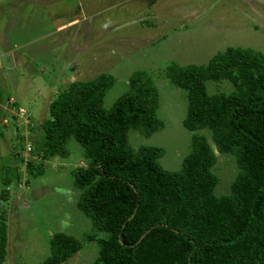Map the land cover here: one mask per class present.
I'll return each mask as SVG.
<instances>
[{"label":"trees","instance_id":"trees-1","mask_svg":"<svg viewBox=\"0 0 264 264\" xmlns=\"http://www.w3.org/2000/svg\"><path fill=\"white\" fill-rule=\"evenodd\" d=\"M165 77L186 92L182 126L193 133L178 170L161 168L162 148L129 144L128 130L149 137L164 126L156 115L158 92L142 70L128 76L126 91L109 108L103 99L113 75L69 83L49 103L48 119L38 126L43 142L30 153L66 158L69 139L81 147L86 163L71 176L80 191L76 208L92 223L83 241L98 246L92 264H264V55L226 47L205 65L170 63ZM206 81H226L233 91L209 95ZM198 130L210 132L217 153L234 157L237 173L226 195L213 192L215 154ZM25 169L30 176L42 172L30 159ZM11 179H1L3 201ZM80 248L73 236L53 233L49 256L38 264H63Z\"/></svg>","mask_w":264,"mask_h":264},{"label":"rangeland","instance_id":"rangeland-1","mask_svg":"<svg viewBox=\"0 0 264 264\" xmlns=\"http://www.w3.org/2000/svg\"><path fill=\"white\" fill-rule=\"evenodd\" d=\"M226 47L264 55V0H0V191L1 179L12 178L6 200L0 198L3 264L41 263L56 232L81 241L63 264H92L97 257L98 246L83 241L92 223L76 208L80 191L72 183V171L86 163L81 147L69 139L66 158L31 154L43 142L38 126L60 91L109 73L114 84L103 99L109 108L126 91L128 76L145 71L158 92L156 115L164 126L149 137L128 130L129 144L162 148L159 165L176 171L193 133L182 126L186 92L170 83L165 68L205 65ZM205 91L227 95L233 88L226 81H206ZM196 133L215 154L214 194H228L237 173L234 157L215 151L209 131ZM29 159L40 162L41 173L26 172Z\"/></svg>","mask_w":264,"mask_h":264},{"label":"built area","instance_id":"built-area-1","mask_svg":"<svg viewBox=\"0 0 264 264\" xmlns=\"http://www.w3.org/2000/svg\"><path fill=\"white\" fill-rule=\"evenodd\" d=\"M26 150L29 152L30 151V148L29 147H26Z\"/></svg>","mask_w":264,"mask_h":264}]
</instances>
